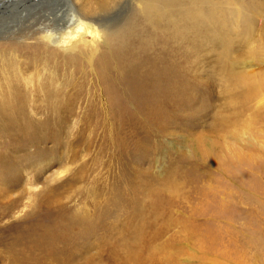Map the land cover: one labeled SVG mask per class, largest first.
I'll return each mask as SVG.
<instances>
[{
  "label": "rangeland",
  "instance_id": "374dc122",
  "mask_svg": "<svg viewBox=\"0 0 264 264\" xmlns=\"http://www.w3.org/2000/svg\"><path fill=\"white\" fill-rule=\"evenodd\" d=\"M0 1V101L18 89L34 124L0 135V264H22L30 229L74 219L72 250L47 264H264L262 31L228 54L215 0H105L66 50L83 5L102 0ZM118 96L132 101L116 113ZM126 181L131 221L112 201Z\"/></svg>",
  "mask_w": 264,
  "mask_h": 264
},
{
  "label": "bare ground",
  "instance_id": "6f19581e",
  "mask_svg": "<svg viewBox=\"0 0 264 264\" xmlns=\"http://www.w3.org/2000/svg\"><path fill=\"white\" fill-rule=\"evenodd\" d=\"M106 1L102 0L99 4L98 9L96 8V10L95 9L92 10L93 7L90 8L88 7L87 4L83 5L84 6L82 8L83 13L80 14V16L77 17V19H73V22L70 27L67 26L68 30L66 29L67 32L65 35L66 36L65 41L59 43V45L57 44V40H55L53 31L50 29V25L45 27L43 26L44 29L43 31H41V33L43 34L42 39L45 40V42L47 41V42L55 43V45H58V47H60L61 49L70 50L71 47L78 44L79 41L78 39L80 38V34L86 30L87 27L86 21L88 19L86 16H89L94 13H98V11H101L104 8H106L107 6ZM215 1L216 2L214 3L213 8H211L212 17H213L212 20L213 21L212 28L214 33L213 40L219 41L220 44L224 46L225 51L228 54L233 53V50L236 45H247L250 42H252L257 32L262 31L264 36V0H230L231 10L228 11L229 17H227V19H222L221 12L223 10L221 4L219 3L218 0ZM163 3L161 4V7ZM242 3L243 5H240ZM144 9L149 14H153L157 10L155 6L149 3H147L144 6ZM229 23L232 24L229 25ZM36 44H38V42H36ZM74 48H76V46ZM233 79H236L239 83H244L245 75L243 73L234 74ZM34 86L35 85H33V88ZM39 87L40 86H35L36 90ZM13 89L11 90V92L13 91ZM53 93H54L53 90H49L46 93L45 97H48V99L53 98L55 97L54 95L56 94ZM113 97H110V102H111L110 104L112 106V110H114V112L116 113L118 112L117 109L122 107V105L125 106V104H128L127 102L128 99L132 101L131 96L125 97V100H123V102L120 96H118L117 98H113ZM257 97H258V93L256 89H254L250 93L248 97V101H246L244 105L248 104V102H252ZM246 98H247V93L243 95V99L245 100ZM25 102H26L25 97L21 93H18V89L17 90L15 89V92L13 93L10 94L8 93L7 96L0 101V135L1 136L9 135L11 134V132H14L16 129H19L16 132L21 131L22 129H25V126H29V127L34 126V124L30 121V119L26 114ZM61 104H63V102ZM257 107L259 109V112L257 111ZM255 108H256L255 113L257 114V117L263 115L264 101L262 103L255 105ZM65 113L61 118H59L60 120H55L54 122L55 123L56 121L58 123L64 122L66 117ZM261 119L262 118H260L259 120ZM54 122L44 125L53 126L55 125ZM31 142L33 141H27L28 144H30ZM7 159L9 158L2 159V162H4L5 160L7 161ZM113 190H114V195H112V201L119 203L117 206L121 209V211L122 210L125 211L124 220L131 221L132 219L131 214L133 216L137 215V206L132 199L131 190H133V186L129 185V183L126 181V183L123 184L119 189H118V185H116ZM85 225L86 222L84 220L74 219L72 221H68V224H66L65 227L60 226L55 228V226L43 225L35 229L34 228L30 229L28 234L25 236V239L22 240L23 251L21 252L23 253H21L19 256L20 263L47 264L45 259L52 256L56 250L62 247L65 248L64 251L61 253V255H68L73 247L71 245L70 247L66 248L70 244L69 237L71 232H73L75 227L80 228ZM61 231H64L65 233L61 234Z\"/></svg>",
  "mask_w": 264,
  "mask_h": 264
},
{
  "label": "water",
  "instance_id": "95a60500",
  "mask_svg": "<svg viewBox=\"0 0 264 264\" xmlns=\"http://www.w3.org/2000/svg\"><path fill=\"white\" fill-rule=\"evenodd\" d=\"M0 4H1V1H0Z\"/></svg>",
  "mask_w": 264,
  "mask_h": 264
}]
</instances>
